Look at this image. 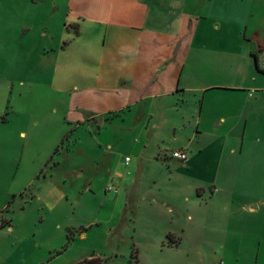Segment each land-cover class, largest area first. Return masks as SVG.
I'll return each mask as SVG.
<instances>
[{
    "label": "crops",
    "instance_id": "obj_1",
    "mask_svg": "<svg viewBox=\"0 0 264 264\" xmlns=\"http://www.w3.org/2000/svg\"><path fill=\"white\" fill-rule=\"evenodd\" d=\"M52 1L51 15H60L62 25L41 31L50 44L42 53L53 67L50 89L66 97L72 122L102 121L107 128L112 118L120 144L129 139L133 159L87 156L134 190L139 208L157 206L179 218L175 203L151 194L147 177L156 185L187 179V190L199 197L207 188L219 193L223 178L238 176L246 160L252 176L264 175V72L257 64L264 8L258 11L257 0ZM18 135L27 138L24 131ZM171 140L177 145L166 148ZM175 151L188 160L174 159ZM56 193L47 196L51 208L73 197Z\"/></svg>",
    "mask_w": 264,
    "mask_h": 264
},
{
    "label": "rangeland",
    "instance_id": "obj_2",
    "mask_svg": "<svg viewBox=\"0 0 264 264\" xmlns=\"http://www.w3.org/2000/svg\"><path fill=\"white\" fill-rule=\"evenodd\" d=\"M50 3L0 0V264H76L93 255L105 264H264V175L252 176L248 160L238 176L221 179L219 193L207 188L199 197L187 179L176 186L144 178L151 194L175 203V221L157 206L139 208L114 171L89 163L105 153L133 159L134 147L125 137L120 144L112 118L107 128L72 122L66 97L51 91L53 67L42 54L50 44L41 31L59 30L62 17H52ZM61 190L72 199L51 208L47 196Z\"/></svg>",
    "mask_w": 264,
    "mask_h": 264
},
{
    "label": "built area",
    "instance_id": "obj_3",
    "mask_svg": "<svg viewBox=\"0 0 264 264\" xmlns=\"http://www.w3.org/2000/svg\"><path fill=\"white\" fill-rule=\"evenodd\" d=\"M257 64H258L259 70L264 72V49L258 55ZM172 157L174 159H178V160L183 161V162L188 160L187 154L184 153L183 151H175V152H173L172 153ZM125 162H126L127 165H129V163L131 162V159L130 158H126ZM109 190L111 191L112 188H110Z\"/></svg>",
    "mask_w": 264,
    "mask_h": 264
},
{
    "label": "trees",
    "instance_id": "obj_4",
    "mask_svg": "<svg viewBox=\"0 0 264 264\" xmlns=\"http://www.w3.org/2000/svg\"><path fill=\"white\" fill-rule=\"evenodd\" d=\"M67 239H68V243H67V246H68L73 241V237H72L71 232L67 235ZM76 264H105V262L103 259H101L99 257H95V255H93V256H90L89 258H86V259L79 261Z\"/></svg>",
    "mask_w": 264,
    "mask_h": 264
}]
</instances>
